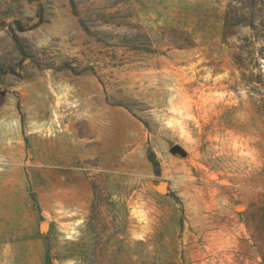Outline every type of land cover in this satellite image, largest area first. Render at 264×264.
<instances>
[{
    "label": "rangeland",
    "instance_id": "obj_1",
    "mask_svg": "<svg viewBox=\"0 0 264 264\" xmlns=\"http://www.w3.org/2000/svg\"><path fill=\"white\" fill-rule=\"evenodd\" d=\"M12 196L0 264H264V0H0Z\"/></svg>",
    "mask_w": 264,
    "mask_h": 264
},
{
    "label": "crops",
    "instance_id": "obj_2",
    "mask_svg": "<svg viewBox=\"0 0 264 264\" xmlns=\"http://www.w3.org/2000/svg\"><path fill=\"white\" fill-rule=\"evenodd\" d=\"M6 183V185H8V183L7 182H5ZM5 189V188H4ZM10 196V195H9ZM12 198V199H11ZM11 198H9V197H6L5 199H3V204H5V206L7 207V209H6V207H5V209H6V211H5V209H4V211H1V213H0V216L2 217V215L4 216V217H6L7 219H10V218H12L13 220H14V213L13 214H11V205H12V203H13V199H14V197L12 196ZM2 207H3V205H2ZM4 212V213H3ZM13 222V221H12ZM2 226V225H1ZM5 226H7V224H5ZM3 228V227H2ZM8 229H7V232L8 233H12V229L13 228H15V226L14 225H12V224H9L8 225V227H7ZM8 235V234H7ZM9 236V235H8ZM7 246H10L9 244H7Z\"/></svg>",
    "mask_w": 264,
    "mask_h": 264
},
{
    "label": "bare ground",
    "instance_id": "obj_3",
    "mask_svg": "<svg viewBox=\"0 0 264 264\" xmlns=\"http://www.w3.org/2000/svg\"><path fill=\"white\" fill-rule=\"evenodd\" d=\"M172 151H174L175 153H177V154H180V155H184L185 154V151H184V149L181 147V146H179V145H175V146H173L172 147ZM163 184V186L164 187H162V188H165L166 189V191L168 190L167 188L169 187H167V185H169L170 183L169 182H164V181H157V184ZM76 232V231H75ZM74 232V233H75ZM66 237L67 238H71L72 236H71V234L70 233H66Z\"/></svg>",
    "mask_w": 264,
    "mask_h": 264
},
{
    "label": "water",
    "instance_id": "obj_4",
    "mask_svg": "<svg viewBox=\"0 0 264 264\" xmlns=\"http://www.w3.org/2000/svg\"><path fill=\"white\" fill-rule=\"evenodd\" d=\"M174 152V151H173ZM157 181H164V182H168L167 180H163V179H155V178H152V179H148L146 181L147 185L161 193H166V189L165 188H162L160 187L158 184H157Z\"/></svg>",
    "mask_w": 264,
    "mask_h": 264
},
{
    "label": "trees",
    "instance_id": "obj_5",
    "mask_svg": "<svg viewBox=\"0 0 264 264\" xmlns=\"http://www.w3.org/2000/svg\"><path fill=\"white\" fill-rule=\"evenodd\" d=\"M156 174L159 175L160 174V171L159 169L156 170Z\"/></svg>",
    "mask_w": 264,
    "mask_h": 264
}]
</instances>
